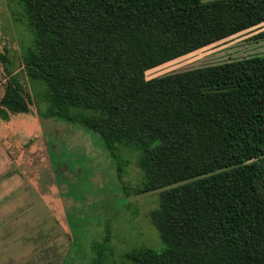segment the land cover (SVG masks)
<instances>
[{
	"label": "trees",
	"instance_id": "trees-1",
	"mask_svg": "<svg viewBox=\"0 0 264 264\" xmlns=\"http://www.w3.org/2000/svg\"><path fill=\"white\" fill-rule=\"evenodd\" d=\"M7 1L33 36L22 65L46 87L39 115L97 133L119 173L118 151L134 154L131 195L160 191V247L113 264H264V54L144 77L264 24V0ZM30 105L9 75L0 119Z\"/></svg>",
	"mask_w": 264,
	"mask_h": 264
},
{
	"label": "rangeland",
	"instance_id": "rangeland-1",
	"mask_svg": "<svg viewBox=\"0 0 264 264\" xmlns=\"http://www.w3.org/2000/svg\"><path fill=\"white\" fill-rule=\"evenodd\" d=\"M19 12L0 0V98L9 75L31 98L28 114L0 119V264H90L95 245L106 256L103 263L113 264L133 248H159L149 215L159 206L160 191L131 195L140 179L135 155L118 151L128 163L119 173L97 133L39 115L46 107V87L24 73L22 56L33 36ZM262 31L264 24L150 69L144 77L263 55L264 39H255Z\"/></svg>",
	"mask_w": 264,
	"mask_h": 264
}]
</instances>
